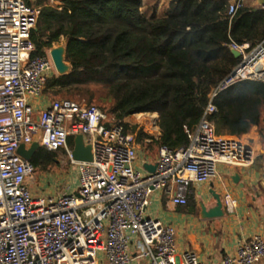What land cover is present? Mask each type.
I'll return each mask as SVG.
<instances>
[{
	"label": "built area",
	"instance_id": "obj_1",
	"mask_svg": "<svg viewBox=\"0 0 264 264\" xmlns=\"http://www.w3.org/2000/svg\"><path fill=\"white\" fill-rule=\"evenodd\" d=\"M246 1L229 0L230 19ZM38 17L39 10L25 0H0V264H131L133 237L140 239L147 264H207L193 251L177 254L176 229L147 216L150 197L163 191L174 204L186 205L190 186L216 177L218 165L252 164L253 150L238 138L218 135L209 116L222 91L246 80L264 82V40L255 46L230 45L241 53V61L210 94L198 126L188 131V146H162L156 171L148 173L136 168L135 135L120 124L107 126L108 117L97 105L53 99L36 114L32 100L44 95L55 70L51 49L46 56L31 57L35 45L30 35ZM157 115L141 114L155 138L160 133ZM78 135L91 145V161L74 159L69 140ZM37 140L49 151L63 153L61 165L76 168L75 191L34 193L36 170L19 149ZM222 201L234 210L231 193ZM261 261L264 238L255 235L221 264Z\"/></svg>",
	"mask_w": 264,
	"mask_h": 264
},
{
	"label": "trees",
	"instance_id": "obj_2",
	"mask_svg": "<svg viewBox=\"0 0 264 264\" xmlns=\"http://www.w3.org/2000/svg\"><path fill=\"white\" fill-rule=\"evenodd\" d=\"M25 1L39 10L31 57L46 56L63 39L72 66L48 78L44 94L97 102L105 124L122 125L146 151L187 147L210 94L241 61L230 45L264 40V9L245 4L230 19L229 0H169L164 7L162 0ZM214 104L209 119L217 134L240 138L264 122V82L237 83ZM146 113L159 115L158 138L129 124ZM56 156L42 147L31 162L49 172Z\"/></svg>",
	"mask_w": 264,
	"mask_h": 264
},
{
	"label": "crops",
	"instance_id": "obj_3",
	"mask_svg": "<svg viewBox=\"0 0 264 264\" xmlns=\"http://www.w3.org/2000/svg\"><path fill=\"white\" fill-rule=\"evenodd\" d=\"M246 5L255 10L264 9V0H247ZM60 44H64L63 39ZM50 101L46 94L33 99L36 114L45 109ZM238 139L253 150L251 165H218L216 177L190 186L186 205L174 204L163 191H155L151 195L147 216L176 229L179 256L185 251H193L207 264H221L224 257L235 252L242 242L255 235L264 238V122L260 128L253 127ZM138 153L137 169L146 171L145 164H156L158 156H146L139 148ZM226 193H231L236 200L234 210L228 211L224 207L222 217L204 218L201 205L207 211L211 210L216 206L214 195L223 199ZM130 253L133 258L131 264L148 263L138 237L132 238ZM100 261L105 262L103 253L100 254ZM257 264H264V261Z\"/></svg>",
	"mask_w": 264,
	"mask_h": 264
},
{
	"label": "rangeland",
	"instance_id": "obj_4",
	"mask_svg": "<svg viewBox=\"0 0 264 264\" xmlns=\"http://www.w3.org/2000/svg\"><path fill=\"white\" fill-rule=\"evenodd\" d=\"M168 1L169 0H162V3H164L163 7L166 5ZM54 74L59 75L56 69L54 70ZM49 99L50 100L71 99L79 103L87 104V101L85 99H81L79 97L69 98V97L57 96V97H49ZM94 104L99 105L97 102ZM128 121L130 125L132 126L137 125L139 126V128L144 129L146 132H149L150 130L151 126L148 118L141 117V114L140 116L138 115L131 116ZM138 148L139 151L143 152L146 156L157 157L159 153L157 148H155L153 151H146L140 144L138 145ZM59 159H63V153L57 154L56 164L51 168V171L49 172L39 171L36 172V174L34 175L32 189L36 195H59L70 192L72 190L75 191L77 187H79V178L76 168L70 163L61 165L58 162Z\"/></svg>",
	"mask_w": 264,
	"mask_h": 264
},
{
	"label": "water",
	"instance_id": "obj_5",
	"mask_svg": "<svg viewBox=\"0 0 264 264\" xmlns=\"http://www.w3.org/2000/svg\"><path fill=\"white\" fill-rule=\"evenodd\" d=\"M58 4L60 0H52ZM232 54L236 58H241V53L238 50L231 49ZM51 58L54 62L55 69L59 75H67L71 72L72 66L66 61V46L61 44L54 47L50 51ZM41 143L39 140L35 141L29 148L22 145L19 149V153L27 160L32 161L35 153L41 149ZM73 157L76 161L87 162L92 160L91 145L85 143L83 135H78L74 138ZM145 169L148 173H154L157 165L145 164ZM237 176L235 177V179ZM216 200V206L211 210H206V207L202 204V216L204 218H217L224 215V204L220 195H214Z\"/></svg>",
	"mask_w": 264,
	"mask_h": 264
}]
</instances>
